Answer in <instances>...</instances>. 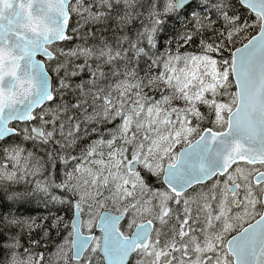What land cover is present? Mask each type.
<instances>
[{
	"label": "snow or ice",
	"instance_id": "6c2138e0",
	"mask_svg": "<svg viewBox=\"0 0 264 264\" xmlns=\"http://www.w3.org/2000/svg\"><path fill=\"white\" fill-rule=\"evenodd\" d=\"M0 264H264V0H0Z\"/></svg>",
	"mask_w": 264,
	"mask_h": 264
}]
</instances>
